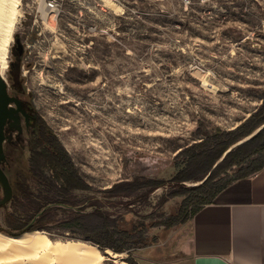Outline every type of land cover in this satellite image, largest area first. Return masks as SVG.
Returning <instances> with one entry per match:
<instances>
[{
  "label": "rangeland",
  "instance_id": "1",
  "mask_svg": "<svg viewBox=\"0 0 264 264\" xmlns=\"http://www.w3.org/2000/svg\"><path fill=\"white\" fill-rule=\"evenodd\" d=\"M8 1L15 20L1 75L8 93L47 121L97 188L135 175L172 177L182 148L202 132L236 127L263 101L264 0ZM16 108L9 104L0 157L11 183L29 156L28 130ZM4 191L0 180V199ZM165 191L156 190L152 201ZM181 199L172 198L160 213L175 212ZM11 210L9 201L0 205L5 234ZM140 212L147 216L151 208ZM117 213L125 226L136 220L124 209ZM43 232L93 244L78 231ZM158 249L138 248L133 256L158 264L151 258ZM99 250L106 257L100 264H130L127 252Z\"/></svg>",
  "mask_w": 264,
  "mask_h": 264
},
{
  "label": "trees",
  "instance_id": "2",
  "mask_svg": "<svg viewBox=\"0 0 264 264\" xmlns=\"http://www.w3.org/2000/svg\"><path fill=\"white\" fill-rule=\"evenodd\" d=\"M9 78L15 81L11 75ZM262 99L261 105L236 127L202 132L199 141L182 148L176 154L177 170L172 177L135 175L103 189L81 174L53 128L34 111L28 130L27 166L11 183L12 210L5 217L11 229L8 233L78 231L100 249L127 252L126 261L139 264L133 250L158 240L157 235L147 234L150 227L170 229L186 223L234 181L264 167V91ZM29 178L39 183L37 192L31 188ZM160 188L166 191L153 202L151 196ZM177 196L182 199L176 211L160 213ZM147 207L151 212L144 216L140 211ZM117 209L133 213L136 220L125 226Z\"/></svg>",
  "mask_w": 264,
  "mask_h": 264
},
{
  "label": "crops",
  "instance_id": "3",
  "mask_svg": "<svg viewBox=\"0 0 264 264\" xmlns=\"http://www.w3.org/2000/svg\"><path fill=\"white\" fill-rule=\"evenodd\" d=\"M162 229L145 247L159 248L155 263L264 264V167L234 181L186 223Z\"/></svg>",
  "mask_w": 264,
  "mask_h": 264
},
{
  "label": "bare ground",
  "instance_id": "4",
  "mask_svg": "<svg viewBox=\"0 0 264 264\" xmlns=\"http://www.w3.org/2000/svg\"><path fill=\"white\" fill-rule=\"evenodd\" d=\"M8 0H0V80L8 63V45L14 26ZM2 75V76H1ZM113 256H121L108 250ZM105 255L97 245L75 240H52L43 231H26L19 235L0 231V264H100Z\"/></svg>",
  "mask_w": 264,
  "mask_h": 264
},
{
  "label": "water",
  "instance_id": "5",
  "mask_svg": "<svg viewBox=\"0 0 264 264\" xmlns=\"http://www.w3.org/2000/svg\"><path fill=\"white\" fill-rule=\"evenodd\" d=\"M16 42H17V48L21 52L22 44H21L20 39H17ZM12 102H14L17 106L15 111L16 112L22 111L27 120L28 114L25 113L23 109H21L20 99L18 97L11 96L8 93L7 84L0 80V157L5 156L4 149H3V141L5 138L4 126H5L7 119L13 115V111L9 109V104H11ZM0 180L5 190L3 197L0 199V205H3L11 200L13 196V186L10 182L8 175L6 174L3 167L1 166V159H0ZM105 250L107 251L108 249H105Z\"/></svg>",
  "mask_w": 264,
  "mask_h": 264
},
{
  "label": "flooded vegetation",
  "instance_id": "6",
  "mask_svg": "<svg viewBox=\"0 0 264 264\" xmlns=\"http://www.w3.org/2000/svg\"><path fill=\"white\" fill-rule=\"evenodd\" d=\"M19 99H20V101H21V102H20L21 109H23L24 112L28 114V119L26 120V117H25V115L23 114L22 111H19L18 113L24 117L26 130H29V128H30V126H31V122H32L33 119H34V114H33L32 111H30V110L26 107V105H25V103H24V100L21 99V98H19ZM8 125H9V122L6 121L5 126H4V131H5V128H6ZM28 134H29V133H28ZM17 138H18V136H17ZM17 138H16V139H17ZM14 142H15V140H14Z\"/></svg>",
  "mask_w": 264,
  "mask_h": 264
},
{
  "label": "built area",
  "instance_id": "7",
  "mask_svg": "<svg viewBox=\"0 0 264 264\" xmlns=\"http://www.w3.org/2000/svg\"><path fill=\"white\" fill-rule=\"evenodd\" d=\"M50 6H53V4H52V3H50Z\"/></svg>",
  "mask_w": 264,
  "mask_h": 264
}]
</instances>
